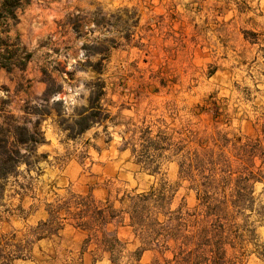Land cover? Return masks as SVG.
Instances as JSON below:
<instances>
[{
  "label": "rangeland",
  "instance_id": "1",
  "mask_svg": "<svg viewBox=\"0 0 264 264\" xmlns=\"http://www.w3.org/2000/svg\"><path fill=\"white\" fill-rule=\"evenodd\" d=\"M17 15L8 33L0 30V39L9 37L1 51L16 53L15 64L22 46L30 57L24 70L0 67V144L6 140L16 157L14 129L21 122L31 128L38 121L42 141L32 152L21 149L25 162L0 179V264H109L63 210L57 233L36 239L32 228L47 219L48 206L71 194L127 210L122 196L161 181L176 188L170 209L183 203L191 209L195 193L179 174L188 152L216 151L226 134L223 151L234 168L236 139L264 150V0H29ZM49 77L54 91L44 94ZM96 79L104 83L101 120L69 137L74 122L91 112ZM146 128L150 137L164 131L182 146L178 155L155 158L150 168L158 166V173L130 150L132 143L141 149ZM258 154L247 165L258 177L253 196L264 206ZM123 218L107 226L124 244L120 264L139 245L126 212ZM249 221L254 237L227 264H264V216L254 213ZM164 256L170 253L147 250L139 264L162 263Z\"/></svg>",
  "mask_w": 264,
  "mask_h": 264
},
{
  "label": "trees",
  "instance_id": "2",
  "mask_svg": "<svg viewBox=\"0 0 264 264\" xmlns=\"http://www.w3.org/2000/svg\"><path fill=\"white\" fill-rule=\"evenodd\" d=\"M28 2L29 0H0L1 32L8 33L9 26L18 22L17 11ZM8 38L0 39V67L7 72L13 66L24 70L30 54L22 46L24 52L21 60L18 64L12 62L16 53L7 52L6 48L1 51L2 46L8 47ZM45 82L47 87L44 94H50L54 90L49 88V83H54V80L49 77ZM103 88L104 83L99 79L90 84L87 110L91 112L74 122L76 128H69V137L79 135L93 122L101 120L97 115ZM36 115L42 113L36 112ZM14 137L19 146L15 150V158L10 156L6 140H1L5 144H0V179H5L16 165L25 162L26 156L21 149L32 152L42 141L38 121L31 128L24 122L17 124ZM140 138L143 139L141 149L138 150L132 143L130 150L137 162L149 168L155 158L162 157L163 152L178 155L182 148L178 142L173 141L172 134L166 135L164 131H158L155 137H150V130L146 128L141 130ZM217 139L214 144H217L218 150L210 148L188 152L180 163V177L189 180L188 188L195 193L196 202L191 209H183L184 203L170 209L176 188L165 181L146 191L122 196L119 201L122 203L127 198V210L115 209L108 200L97 202L90 194H71L56 206H48L47 219L32 228L33 235L36 239H41L57 233L61 228L58 213L63 210L65 218H70L75 227L87 233L85 244L95 243L96 250L108 253L111 264H120L124 244L117 237L116 229L110 231L107 226L111 223L123 224V213L126 212L127 225L131 227L139 245L128 254V260L124 264H139L143 252L147 250L157 251L161 256L170 253V256L163 257L162 263L155 259L152 264H227L230 263V258H240L246 242L254 237V227H250L249 218L254 213L264 216V206L256 203L253 196V182L258 177L247 165L258 154L260 146L252 141L236 145L239 138L232 142L233 157L237 161V166L233 168L230 156L223 151L230 140L226 138V134ZM151 149L159 154H153ZM258 155L264 160V150ZM150 171L158 173V166H153ZM160 215L162 219H159ZM230 250L231 256L228 257Z\"/></svg>",
  "mask_w": 264,
  "mask_h": 264
},
{
  "label": "crops",
  "instance_id": "3",
  "mask_svg": "<svg viewBox=\"0 0 264 264\" xmlns=\"http://www.w3.org/2000/svg\"><path fill=\"white\" fill-rule=\"evenodd\" d=\"M79 230H80V229H79ZM81 231L85 233V231H83V230H81ZM85 238H86V233H85V236H84L83 240H84ZM95 246H96V245H95ZM99 253H100V255L98 256L99 259H101V258L103 257V255L106 254V253H104V252L101 253L100 251H99ZM107 254H108V253H107ZM107 261H108L109 264H111L110 261H109V259H108V255H107ZM93 262H95V260H93Z\"/></svg>",
  "mask_w": 264,
  "mask_h": 264
}]
</instances>
